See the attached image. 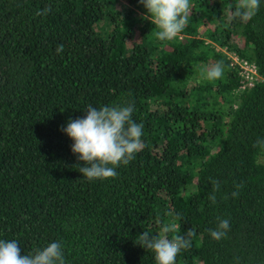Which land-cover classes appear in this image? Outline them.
<instances>
[{
	"label": "trees",
	"instance_id": "obj_1",
	"mask_svg": "<svg viewBox=\"0 0 264 264\" xmlns=\"http://www.w3.org/2000/svg\"><path fill=\"white\" fill-rule=\"evenodd\" d=\"M125 3L0 0V240L22 254L61 242L65 264H155L137 236L174 221L195 232L176 264H264V0L246 23L228 20L235 0H192L164 42L139 0ZM223 48L262 79L236 92ZM217 62L223 77L202 79ZM125 101L143 149L114 178H82L61 129ZM217 218L230 222L219 241Z\"/></svg>",
	"mask_w": 264,
	"mask_h": 264
},
{
	"label": "clouds",
	"instance_id": "obj_2",
	"mask_svg": "<svg viewBox=\"0 0 264 264\" xmlns=\"http://www.w3.org/2000/svg\"><path fill=\"white\" fill-rule=\"evenodd\" d=\"M139 3L147 13L142 19L150 21L156 29L155 38L161 42L175 39L188 24L191 0H139ZM259 7L260 0H235L228 5L226 14L229 21L246 23ZM51 10L48 6L36 14L47 15ZM62 51L63 45L58 46L57 53ZM224 71L222 62H217L201 68L200 76L214 81L221 79ZM133 111L134 104L130 101L99 108L89 105L82 118L70 119L61 129L73 141L72 153L84 165L78 167L82 178L89 181L114 178L117 168L128 165L143 149V125L132 119ZM255 146L264 151V140H258ZM212 183L209 200L215 204L220 185L217 181ZM238 194V190L232 192L233 197ZM158 223L159 233L150 236L143 232L137 236V244L154 254L155 264H176L181 251L191 247L195 232L189 229L181 234L180 225L174 221ZM229 228L228 219L217 218V225L209 235L219 241L226 237ZM0 264H65L62 243L51 242L33 253L22 254L16 241L0 240Z\"/></svg>",
	"mask_w": 264,
	"mask_h": 264
},
{
	"label": "built area",
	"instance_id": "obj_3",
	"mask_svg": "<svg viewBox=\"0 0 264 264\" xmlns=\"http://www.w3.org/2000/svg\"><path fill=\"white\" fill-rule=\"evenodd\" d=\"M121 1V0H119ZM216 49L218 48L214 45ZM226 52L225 49H221ZM227 57L229 58L230 65H236L238 68V74L240 76L238 89L235 90L238 92L239 90H243L245 88H249L253 85L255 81H259L262 78L256 73L255 66L252 63H248L246 61L239 60L234 54L226 52Z\"/></svg>",
	"mask_w": 264,
	"mask_h": 264
},
{
	"label": "rangeland",
	"instance_id": "obj_4",
	"mask_svg": "<svg viewBox=\"0 0 264 264\" xmlns=\"http://www.w3.org/2000/svg\"><path fill=\"white\" fill-rule=\"evenodd\" d=\"M191 2H192V0H191ZM117 6H118V7L126 6L125 0H121V1L118 0V4H117ZM198 31H199L200 33H203V31H204V27H203V26H200L199 29H198Z\"/></svg>",
	"mask_w": 264,
	"mask_h": 264
}]
</instances>
